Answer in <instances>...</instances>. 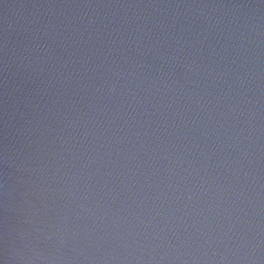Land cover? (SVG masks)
Here are the masks:
<instances>
[{
  "label": "water",
  "instance_id": "water-1",
  "mask_svg": "<svg viewBox=\"0 0 264 264\" xmlns=\"http://www.w3.org/2000/svg\"><path fill=\"white\" fill-rule=\"evenodd\" d=\"M0 264H264V0H0Z\"/></svg>",
  "mask_w": 264,
  "mask_h": 264
}]
</instances>
